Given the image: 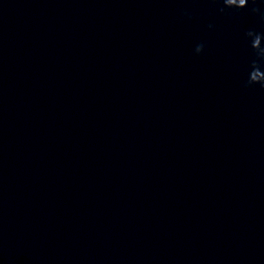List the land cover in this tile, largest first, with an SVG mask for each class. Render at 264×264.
I'll return each mask as SVG.
<instances>
[{
    "label": "clouds",
    "instance_id": "clouds-1",
    "mask_svg": "<svg viewBox=\"0 0 264 264\" xmlns=\"http://www.w3.org/2000/svg\"><path fill=\"white\" fill-rule=\"evenodd\" d=\"M212 2L216 3L217 0H212ZM220 2L223 4V7L220 9L221 12L225 9H235L239 11L245 9L249 4V0H220ZM252 3L255 4L256 0H252ZM251 11L253 14H259L261 20L264 21V12H261L259 7H253ZM244 35L249 41V47L253 53L245 86L251 87L259 85L261 88H264V78L260 75L261 73H264V70H262V68H264V33H259L250 29L246 31ZM198 47L201 50L204 49L203 44H199Z\"/></svg>",
    "mask_w": 264,
    "mask_h": 264
}]
</instances>
